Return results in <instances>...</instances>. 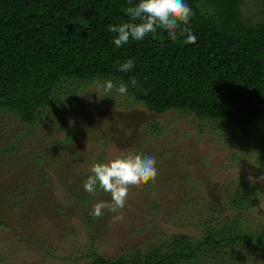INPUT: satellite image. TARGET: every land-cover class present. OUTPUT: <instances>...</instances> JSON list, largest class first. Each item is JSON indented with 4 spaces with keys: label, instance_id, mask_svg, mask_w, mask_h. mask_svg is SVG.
Masks as SVG:
<instances>
[{
    "label": "rangeland",
    "instance_id": "rangeland-1",
    "mask_svg": "<svg viewBox=\"0 0 264 264\" xmlns=\"http://www.w3.org/2000/svg\"><path fill=\"white\" fill-rule=\"evenodd\" d=\"M233 1L206 7L224 6L236 29L251 34L264 0H241L240 14ZM94 80L62 82L58 101H47L32 123L0 113V264H83L90 251L110 258L177 233L197 237L196 219L217 214L231 183L259 177L249 132L183 110L149 112L115 90L98 99ZM252 129L261 132L264 123ZM120 154L155 156L156 180L130 188L122 220L107 209L94 218V204L111 196L84 190L88 169ZM253 183L258 200L244 223L256 230L264 226V181Z\"/></svg>",
    "mask_w": 264,
    "mask_h": 264
},
{
    "label": "trees",
    "instance_id": "trees-1",
    "mask_svg": "<svg viewBox=\"0 0 264 264\" xmlns=\"http://www.w3.org/2000/svg\"><path fill=\"white\" fill-rule=\"evenodd\" d=\"M137 2L0 0V113L29 124L47 101H58L54 95L62 82L112 78L128 85L126 95L149 112L183 110L239 134L249 132L252 166L264 174V129H252L264 123V18L248 34L236 29L224 6L186 0L195 13L188 25L195 43H187L186 34L178 32L173 40L158 29L118 48L107 26L132 22L127 9ZM233 2L240 14L241 0ZM127 59L133 68L118 71V62ZM132 77L139 87L129 84ZM230 188L212 209L217 214L196 219L199 236L173 234L132 255L108 258L90 251L83 264L264 262V226L253 230L244 223L258 200L257 185L242 177Z\"/></svg>",
    "mask_w": 264,
    "mask_h": 264
},
{
    "label": "clouds",
    "instance_id": "clouds-1",
    "mask_svg": "<svg viewBox=\"0 0 264 264\" xmlns=\"http://www.w3.org/2000/svg\"><path fill=\"white\" fill-rule=\"evenodd\" d=\"M132 22H121L109 24L107 29L116 35L113 42L116 47L127 44L130 40L141 41L148 35H155L157 30H163L175 40L177 33L186 34L187 43H195L196 37L192 34L190 27L191 17L195 14L186 0H138V2L127 9ZM134 66L132 59L118 62V71L127 73ZM97 98L111 96L115 90L119 94L126 95L128 85L123 82L115 85L112 80L99 79L93 81ZM132 87H139L138 81L132 77L129 80ZM141 91L146 90L141 88ZM156 157L149 156H126L114 155L106 161L93 162L88 169L89 175L83 183L84 190L90 195H96L98 189L109 193L111 202L98 201L94 204L90 213L94 218L104 215V210L117 213L113 220H122L120 212L126 207L129 190L131 187H140L149 182H155L158 175ZM250 181H264V174L255 178L249 177Z\"/></svg>",
    "mask_w": 264,
    "mask_h": 264
}]
</instances>
